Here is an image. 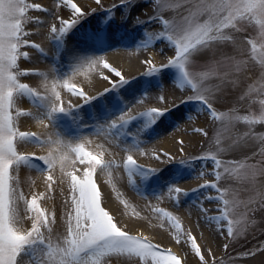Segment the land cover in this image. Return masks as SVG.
I'll use <instances>...</instances> for the list:
<instances>
[{
  "label": "snow or ice",
  "instance_id": "snow-or-ice-1",
  "mask_svg": "<svg viewBox=\"0 0 264 264\" xmlns=\"http://www.w3.org/2000/svg\"><path fill=\"white\" fill-rule=\"evenodd\" d=\"M126 2L127 0H119V3ZM93 3L94 7L74 0H57V8L61 12L67 9L68 12L67 15L58 16L53 10L55 18L47 28V38L56 40L64 36L89 11L105 8L102 0H93ZM116 4L113 2L111 6L115 7ZM47 11L48 7L41 3H30L29 0H0V135H13V129L8 127L5 119L6 106L17 92L23 95L27 90L21 86V77L46 75L44 72L21 70V60L30 59L29 53L24 49L43 51L41 44L35 42L39 34V27L36 25L43 23V20L39 16L33 17L31 13ZM166 12L172 15L166 16ZM149 16L159 23L161 30L149 34L148 44L164 38L173 47V52L159 66L152 59L145 58L143 64L147 65V70L142 73L151 75L168 66L179 68L182 76L170 93L175 98L169 99V96L161 94L156 100L157 106L145 107L136 113L130 110L113 121L108 128L98 129L96 136H105L107 142L113 145L115 140L110 133L118 125L122 126L141 115L152 118L151 122L154 123L156 117L180 103L190 100L201 102L199 113L210 116L212 126L194 127L192 132L206 141L208 149H202L199 155H185V141L174 139L175 153L172 149L159 152L152 149L149 154L161 165L174 160L181 163L202 160L205 161V168L211 161L214 169L212 175L215 183H205L191 190H186L179 184L173 185L155 198L158 202L156 205L150 202L147 204L161 222L160 226H168L176 245L182 251L175 252L171 248L161 247L143 234H133L105 206V200L94 178L99 171L114 179L113 171L123 168L127 172L128 182L133 184L134 170L142 167L156 172L160 167L145 168L137 163L133 153L142 151V148L136 151L122 149L127 155L121 163L114 159L104 160L99 156L98 148L94 154L102 161L99 166L84 162L89 171L79 172L73 169L65 173L68 196L64 199L62 231H57L54 227L57 224L55 210L42 208L40 204V201L52 199V181L48 180L49 189L46 193L35 194L30 199L18 202L12 188V172L8 169L6 190L0 198V264H237L240 259L244 260V264H264V239L255 247L241 252L239 257L229 255L227 259H217L210 244L206 243L202 247L197 236L184 226L179 216L159 206V202L167 200L180 209L178 205L182 194L210 187L218 195L208 199H214L221 205L218 209L220 215L210 216V210L202 204L197 214L203 217L209 227L215 223L212 235L218 247L228 252L242 235L246 238L250 223L262 225L261 234L264 236V133H256L253 127L256 124L264 125V0H153ZM34 26L37 28L35 32L30 30ZM148 48L146 44L140 49ZM198 54L203 56L199 57ZM98 68H105L109 72V76L101 78L111 87L127 83L129 79L119 68L109 63L105 56H100L78 65L70 79L54 80L53 90L63 87L87 102L93 97L87 96L75 86L73 80L77 75H88ZM113 77L119 78L118 81ZM233 89L236 90L232 94L236 95L237 101H249L255 111L250 110L244 116H236L233 108L221 111L224 107L221 104L222 98ZM9 90H15L11 98L8 96ZM107 90L108 88L104 91ZM255 96L260 99L256 100ZM36 97L46 98L39 93H30V98ZM148 103L141 100L138 104ZM75 107L77 106L69 105L64 108L61 104L51 108V111L65 112ZM192 120L191 115L187 122ZM241 120L249 126L243 133L238 128ZM182 126L183 124L177 129ZM183 130L187 133V129ZM221 135H225L223 143ZM28 138L35 139V136L27 134L23 137ZM257 139L260 141L258 151L253 150ZM51 143L58 146L60 156L72 160L75 165L82 162V158L77 157L82 148L90 146L91 139L84 138L78 144L65 142L63 139ZM239 148L251 151L240 153L241 158L238 159L220 158ZM0 155L6 159L12 158L6 150L0 152ZM36 160L46 167H40L34 162ZM55 161L56 156L52 154L45 157L32 155L24 157L22 165H32L38 172L46 173L47 180ZM73 175L78 176V179H73ZM204 175V170H201L197 178ZM16 179L18 181V177ZM222 180H231L237 187H222ZM63 191L61 189L62 194ZM243 192L248 194L247 198H241ZM19 203L24 204L23 219L30 222L28 227L21 223ZM124 203L127 207V202ZM257 213L261 215L259 222L254 219ZM221 224L226 225V228H221Z\"/></svg>",
  "mask_w": 264,
  "mask_h": 264
},
{
  "label": "bare ground",
  "instance_id": "bare-ground-1",
  "mask_svg": "<svg viewBox=\"0 0 264 264\" xmlns=\"http://www.w3.org/2000/svg\"><path fill=\"white\" fill-rule=\"evenodd\" d=\"M50 1L33 0L32 2L41 3L43 6L49 8ZM74 2L91 4L86 0H74ZM48 12L49 11L43 13L35 12L32 15L33 17L39 16L40 19L43 20V23L39 25L44 26V23H48L46 17V13ZM165 15L168 16L169 13H165ZM159 27L160 25L156 20L152 24L144 25V28L142 27L143 29H140L142 34L136 35L133 39L135 42L128 47H123L116 43L113 47L100 48V45L94 36L91 39H83L77 43L70 40L68 41V46H65L63 49L64 58L60 62L55 61L53 57L49 56L52 53L51 44L45 43L39 39L35 38V42L41 44L43 51L39 49L26 50V52L29 53L30 59H28V63L21 64V70L27 69L29 71H39L46 73V75L40 76L38 74H32L25 76L26 80L23 82L28 84L33 89V92L39 93L40 96L46 98H30V95L27 94L28 101L24 100L23 102L15 104L14 107L16 113H18L16 122L18 139L16 141L15 151L20 160L19 165L13 170L18 177L19 186L16 187V190L19 192L23 200L27 198L30 199L35 194L46 193L49 189L48 180H51V187L54 189L51 194L52 199L40 201V204L42 208L55 210L57 224L54 227L57 231L63 230L61 225L64 213V199L68 196L67 184L65 183V173L73 169L79 172L89 171L90 169L84 166V162L99 166L102 161L101 159H98L96 154H94L98 148H100V157H103L104 160L114 159L117 163H121L122 159H126L127 153L122 149L136 151L142 148V151L133 153L134 159L145 168H152L160 167V163L149 155L152 149H156L158 152L172 149L173 153H175L174 139H183L185 141L186 150L191 146V143H195L196 140L200 139L199 135L193 134L192 129L194 126L191 128V122H187L188 117L191 116V114L176 117L173 121L174 125L172 126V129L169 130L161 126H156V129L154 131L152 130L151 134L146 133L148 127L143 123L145 116H138L126 124H123L122 126L118 125L111 130L110 136L115 140L113 145L107 142L105 136H96L98 129L108 128L113 121H117L122 115L130 110L133 113H136L142 111L145 107L157 106L156 100L161 94L169 96V99H174L175 97L170 95V93L179 81L176 75L172 78V83L163 78L160 82V89H157L156 92L158 96L152 95V91L156 89L151 87V85L139 86L140 89H138V93L136 94L134 92L136 98L132 99V101L124 99V106H120L118 110L114 109V106H110L109 103L107 104L108 101L103 105L100 103V96L104 94L106 95L108 92V90H104L109 83L101 78V76H109V72L105 68H98L88 75H77L73 80L75 86L82 89L87 96L93 97L87 102H84L78 95L71 93L63 87L55 91L53 90L52 82L54 80L70 79L73 71L78 65L100 56H105L109 63L113 64L114 67L119 68L124 74L144 72L147 67V65L143 64L145 58L152 59L157 66L162 62H166L171 55V52L168 51L171 48L169 42H163L160 46L148 44L151 30L158 29ZM34 28L33 31H37V28ZM95 32H98V30ZM39 34L46 36L47 32L43 29H39ZM49 41L51 43L55 42V40L51 39H49ZM146 44L149 47L148 49H140ZM78 51L79 53H76ZM167 52H170V54L167 55ZM200 55L203 56V54H198V56ZM113 79L117 80V77H113ZM232 93L233 91L231 90L225 93L223 100H221L225 107H232L234 102H230V100L236 96ZM141 100H146L149 103L146 105H140L138 103ZM61 104L64 108H68L69 105L77 107L65 112L51 111V108L58 107ZM172 109L173 108L170 110ZM64 114L71 117L61 119V115L65 116ZM205 117L206 115H197L195 118L199 119L198 123L202 124L203 127H211L212 118L206 117L208 121L206 124ZM174 118V115H171V119L173 120ZM181 124H183L182 128L177 129ZM248 128V125L243 128L240 127L239 132L242 133L243 129L248 130ZM258 128L259 130L264 131V128ZM183 129H187V133H185ZM27 134H32L35 136V139H23ZM84 138H90L91 144L89 147L80 150L77 159L82 158V162L75 165L72 160L60 156L58 146L51 143V141L63 139L65 142L78 144ZM108 153L111 154L109 155ZM239 153L240 151H238L236 155H239ZM50 154L56 156V161L47 180L45 178L47 175L46 173L38 172L32 165H22L24 157L32 155L45 157ZM229 154L232 155L235 153H226L222 155V157ZM34 162L40 167H46L39 160ZM208 163H211V161ZM168 164L182 168L186 163L174 160ZM160 174L159 170L156 172H150L142 167L138 168L133 171L134 183L131 184L127 180L126 170L121 168L113 171L114 179L109 177L107 173L100 174L98 171L96 182L102 193V197L105 200V206L116 216L117 219L121 218V212L124 209L137 207L143 210V212L140 213V223L135 221L126 222L128 229L133 234H143L147 237L155 236L157 239L166 241L164 242L165 245L172 246V244L166 240V238H169V234H171L168 226H160L161 222L156 218L155 213L147 207V204L150 202L151 204L156 205L158 202L155 198L167 192L173 185L179 184V186L186 190H191L193 188H198L202 184H210L211 182L207 180H205L207 182H199V179H197V181H185L184 179H174L173 177L160 178ZM72 178L78 179V176L73 175ZM61 189L64 190L63 194L61 193ZM211 196L213 197V195ZM125 201L127 202V207H125ZM159 206L172 211L175 215L179 216L186 225V228L190 229L193 234H195L194 230L191 229L188 216L183 213L179 214L178 212H175L174 209L177 208H175L171 202L164 200L159 202ZM179 206L180 205H178V207ZM20 207L21 223L24 227H28L29 224L23 219L24 208L23 206ZM186 212L189 213V211ZM162 228H166L167 230L162 231ZM198 243H200L202 247L206 244H202L201 241H198Z\"/></svg>",
  "mask_w": 264,
  "mask_h": 264
},
{
  "label": "rangeland",
  "instance_id": "rangeland-1",
  "mask_svg": "<svg viewBox=\"0 0 264 264\" xmlns=\"http://www.w3.org/2000/svg\"><path fill=\"white\" fill-rule=\"evenodd\" d=\"M33 0H29L31 3ZM50 1V0H47ZM84 1V0H80ZM92 4L94 7L93 0H86ZM116 2V6L112 7V3ZM168 2H171V0H168ZM102 3L105 5V8H97L95 11H89V13L79 21L77 25H75L69 32L64 34V36L58 38L55 40V42H50L47 38V35H40L38 34V37L36 39H39L45 43L51 44V51L52 53L49 55L55 59V61H62L64 58L63 49L65 46H68V41H73L74 43L80 42L83 39H91L96 37L97 42L100 45V48H106V47H113L116 43L118 45H122L123 47L131 46L135 41L133 40L136 35H141L140 29L144 28V25L152 24L155 19H151L149 16L150 10L153 8V0H127L126 3H119V0H102ZM49 12L46 13L47 21L48 23H44V26H37L39 29H43L44 31H48V26L51 23V21L55 18V10L57 12V15H67L68 10L65 9L63 12L60 11L59 8H57V1L51 0L49 2ZM35 13V12H33ZM31 13V15L33 14ZM169 13V12H166ZM169 15H172V13H169ZM139 18V19H138ZM152 21V22H151ZM50 22V23H49ZM35 27V26H34ZM32 28L33 31L35 28ZM143 27V28H142ZM98 30V32H95ZM161 30V26L158 29L151 30V33L154 31ZM238 35H244V34H238ZM116 40V41H115ZM108 41V42H107ZM163 42H168L164 38H159L154 40L149 45H159ZM27 49H24L26 51ZM228 49H225L227 51ZM171 53L173 52V47L168 50ZM170 52H167L166 54L169 55ZM76 53H79L76 52ZM199 57H202L201 55ZM22 63H28L27 61L21 60ZM64 66V65H63ZM147 70V67L144 71ZM143 72V71H142ZM128 73L125 74L129 79L127 80V83L118 84L116 87H111L110 84L107 85L108 92L105 95L100 96V103L101 105L109 103L110 106H114V109H119L120 106H124L123 103L124 99H128L129 101H132V99L136 98V94L138 93L139 86H149L154 87L156 90L152 91V95H157V89H160V82L165 78L166 81L173 82V77L176 75L178 77V80H180L182 73L181 70L175 66H168L163 68L160 72L154 73L151 75H148L146 73ZM126 77V78H127ZM119 78H117L118 80ZM25 77H21V86L27 89L23 95L19 94L17 92V95L15 98L10 99V101L7 103V112L5 119L7 120V125L10 129H13V135L11 136H4L0 135V152L7 151L11 154V159H6L3 155H0V198H2L3 193L6 190V184H7V174L8 169H11L13 180H12V188L14 189L15 196L18 202L23 201L21 195L16 190V187L19 186L18 181L16 179L17 175L13 172L14 168H16L19 163V157L16 155L15 151V145L16 141L18 139V132H16V122L18 118V113H16L14 107L15 104H18L20 102L28 101L27 94L30 95V93L33 92V89L23 81H25ZM162 90V89H161ZM15 90H9L8 96L12 97V92ZM236 92L235 89L231 90ZM134 92L136 94H134ZM256 100H259V96L254 97ZM2 99V98H0ZM223 100V98H222ZM230 102H234L232 107H225L223 102L221 104L224 105L223 108H221V111H227L229 108L235 109V115L236 116H244L248 115L249 111H255V109L251 108L250 102L245 101H237L236 96L231 98ZM116 103V105H115ZM258 107V105H257ZM202 108L201 102L197 100H190L186 101L185 103H180L176 107H174L172 110L167 111L162 116L156 117L155 122L152 123L150 117H145L143 123L148 127L146 133L151 134L152 130L154 131L156 129V126H161L167 129H172L173 121L176 119V117H182L183 115H189L191 114L193 116V119L191 121V128L194 127H202V124H199V119H196L195 117L197 115L203 116L206 115L205 113H199ZM196 114V115H195ZM258 114V113H257ZM65 116L61 115V119L70 118L71 116L64 114ZM171 115H174V119H171ZM195 115V116H194ZM210 117V116H207ZM240 127H246V124L241 120L239 122L238 128L240 130ZM256 133H264V131L259 130L258 127L264 128V125L256 124L253 126ZM242 130V129H241ZM247 131V129H243L242 133ZM221 143L225 141V135L220 136ZM259 143L260 141L257 139L255 141V146L253 150L258 151L259 150ZM208 145L206 144L204 139H198L195 143H191V146L185 150L186 155H192V154H201V150H207ZM240 151V153L245 151H251V149H244L239 148L235 150V154H229L226 156H221V159H238L241 158L239 155H236V153ZM239 153V154H240ZM161 168L159 169V173H161L160 178H177V179H184L185 181H197L199 179V182L202 181H209L211 183H215V177L212 175L213 167L211 163H208V166L205 168V161L202 160H193L189 163H186L185 166H182V168H178L177 166H171L169 164L165 165H159ZM204 170L205 175L202 178H197L200 171ZM97 176V174H96ZM96 176L94 177L96 180ZM205 181V182H207ZM210 183V184H211ZM222 187H237V185L231 181V180H222L221 182ZM242 190V189H241ZM162 194V193H161ZM217 196L218 193L215 191V189H211L210 187H201L196 191H190L186 194H182L181 200H180V209H174L175 212H178L179 214L183 213L184 215L188 216V220L191 224V229L194 230L198 241H201V243H208L211 245L213 249L214 255L217 257V259L224 257L225 259L228 258L229 255L239 257L241 252L247 251L250 247H255L258 245L262 239H264V236L261 234V226L260 224L252 225L249 224V231L247 233V236H241L239 242L235 244L234 247H230L228 252H225L222 247H218L217 241L213 238V230L216 228L215 223H212V226L209 227L208 223L204 221L203 217L198 216V210L203 205L204 208L210 209L209 215L210 216H217L220 215L219 208L221 205L214 199H208V197ZM247 193L243 192L241 198H247ZM19 208L20 206H23V203L18 204ZM186 211H189L186 212ZM143 210L141 208L133 207L124 209L121 213V218L118 220L123 224L126 225L128 228V225L126 224L127 221H135L137 223H140L141 216L140 213H142ZM145 212V211H144ZM191 212V214H190ZM146 213V212H145ZM254 219L258 222L261 221V215L257 213L254 216ZM152 220V219H151ZM153 221V220H152ZM27 224L30 226V222L27 221ZM183 222V221H182ZM184 224V223H183ZM186 227V225L184 224ZM221 228H226V225L221 224ZM162 231L167 230L166 228H162ZM169 231V230H168ZM171 234H169V238L166 240L172 244V246H167L164 244V240L157 239L155 236H150L148 238L152 239L154 243H159L161 247H171L173 251L175 252H181L182 249L176 245L175 243V237L173 233L170 231ZM194 234V235H195ZM167 236V235H165ZM221 240H223V237H221ZM249 261L251 258H246ZM237 264H244V260L240 259L238 260Z\"/></svg>",
  "mask_w": 264,
  "mask_h": 264
}]
</instances>
